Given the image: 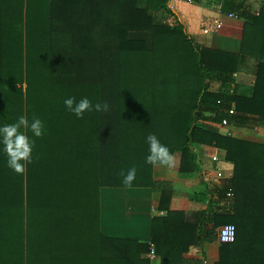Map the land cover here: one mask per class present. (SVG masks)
<instances>
[{"label": "trees", "instance_id": "trees-1", "mask_svg": "<svg viewBox=\"0 0 264 264\" xmlns=\"http://www.w3.org/2000/svg\"><path fill=\"white\" fill-rule=\"evenodd\" d=\"M24 1L0 0V124L37 117L45 132L21 129L34 140L22 174L0 152V264H152L151 250L153 264H202L184 255L228 224L235 240L220 244L216 264H264V141L203 124L217 111L209 94L217 77L219 105L264 123V0L254 15L243 0L221 6L244 16L241 55L258 61L251 77L236 74L239 56L200 49L182 24H168L170 0H30L31 9ZM240 80L250 97L234 93ZM68 96L109 108L78 119L64 108ZM149 134L179 154V174L197 171L194 144L225 151L232 207L208 195L192 218L171 210L173 180L158 169L166 166L145 162ZM139 191L152 194L151 214L162 213L150 218L146 240L119 231L114 217L145 211L139 197L127 200Z\"/></svg>", "mask_w": 264, "mask_h": 264}, {"label": "crops", "instance_id": "crops-1", "mask_svg": "<svg viewBox=\"0 0 264 264\" xmlns=\"http://www.w3.org/2000/svg\"><path fill=\"white\" fill-rule=\"evenodd\" d=\"M246 10L250 14H258L262 0H243ZM174 15L167 16V23L174 25L177 22L183 25L188 37L198 48L211 49L225 54L239 56L237 72L239 76L251 77L257 71L258 61L254 58L241 55L242 38L244 34V16L239 17L237 13H225L222 11V1L220 0H170L168 4ZM232 15L233 17H230ZM234 74L232 77L234 78ZM242 79V78H241ZM237 87L233 90L239 96L250 97L253 89L244 80L237 82ZM231 91V92H233ZM223 93L221 81L213 78L209 84L210 101L216 104L213 109L205 114L203 124L212 128L222 135H236L254 141H264L263 120L255 116H240L234 110V103L219 105V94ZM216 101V103H215ZM218 112L223 120H227L228 125L222 126L221 122L213 118V114ZM193 153L196 156L197 171L189 174H179V154H175L173 167H159L160 174L173 180L174 194L171 198L170 209L183 211L192 218L197 212H202L207 207V196L211 195L213 202L223 205L230 187L233 168L225 160V151L213 146L200 144L193 145ZM218 157L219 162H214L212 157ZM222 172L224 179L217 180L216 174ZM131 193V194H130ZM129 198L137 199L140 206L145 211L135 213L116 214L114 217L119 231L126 235L140 239L148 238V225L151 214L152 194L149 191L129 192ZM222 198V199H221ZM233 196L229 199V206L232 205ZM136 203V202H135ZM217 205V204H216ZM228 206V207H229ZM232 207V206H231ZM153 210V209H152ZM119 218V220H118ZM220 243L216 239L212 243H205L201 249H191L184 258L190 261H199L202 264H216L219 260ZM264 245L262 244V249Z\"/></svg>", "mask_w": 264, "mask_h": 264}, {"label": "clouds", "instance_id": "clouds-1", "mask_svg": "<svg viewBox=\"0 0 264 264\" xmlns=\"http://www.w3.org/2000/svg\"><path fill=\"white\" fill-rule=\"evenodd\" d=\"M64 108L75 115L78 119L82 118L86 112L107 111L109 105L104 103L93 104L87 98L82 97L77 100L73 96L63 99ZM22 128L30 129L32 136L39 138L45 132L44 123L41 119L34 117L31 122L23 116L17 118L13 123L0 124V152L6 157V166L17 174H22L25 170V164L31 162L34 140L26 135ZM148 145V154L145 162L150 165L174 166V157L169 148L162 144L155 134H149L145 138ZM122 183L130 187L136 179V169L131 168L127 174H123Z\"/></svg>", "mask_w": 264, "mask_h": 264}, {"label": "built area", "instance_id": "built-area-1", "mask_svg": "<svg viewBox=\"0 0 264 264\" xmlns=\"http://www.w3.org/2000/svg\"><path fill=\"white\" fill-rule=\"evenodd\" d=\"M220 1H223V0H220ZM229 16L233 17L232 15H229ZM229 114H234V110H230ZM221 125L222 126H227L228 125L227 120H222ZM263 130H264V127H263ZM212 160L214 162H219L220 159L218 157L214 156V157H212ZM216 179L217 180H223L224 179L223 173L221 171L216 174ZM232 196L233 195H232L231 191L228 190L225 202L223 203V205H226L225 207L229 206V199ZM154 214L162 215V213L155 212V211H154ZM235 233H236V229H235V226L232 225V224H228V225L220 227L218 229V231H217L218 242L220 244L233 243L234 240H235ZM147 258L150 259L152 262L155 261V255H154V251L153 250H151V252L147 256Z\"/></svg>", "mask_w": 264, "mask_h": 264}, {"label": "rangeland", "instance_id": "rangeland-1", "mask_svg": "<svg viewBox=\"0 0 264 264\" xmlns=\"http://www.w3.org/2000/svg\"><path fill=\"white\" fill-rule=\"evenodd\" d=\"M30 5H31V2H30V0H29V4H28V2L25 0L24 1V9H26L27 7H28V9L30 8ZM27 6V7H26ZM31 9V8H30ZM31 11V10H30ZM179 23V22H178ZM112 205H114L113 206V209H111V211L109 210V212L111 213V212H116L118 209H119V207H120V204H119V202L116 200V199H112L110 202H109V206L111 207ZM143 210V209H142ZM108 221L111 223L112 222V218H109L108 219ZM152 264H153V262H152Z\"/></svg>", "mask_w": 264, "mask_h": 264}]
</instances>
